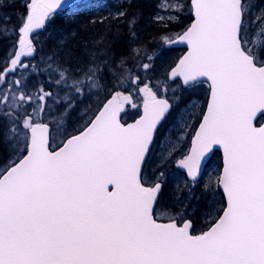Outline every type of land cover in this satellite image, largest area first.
I'll use <instances>...</instances> for the list:
<instances>
[{"label":"snow or ice","instance_id":"6c2138e0","mask_svg":"<svg viewBox=\"0 0 264 264\" xmlns=\"http://www.w3.org/2000/svg\"><path fill=\"white\" fill-rule=\"evenodd\" d=\"M60 2L32 5L19 53L0 75V108L27 138L25 154L0 172V264H264V126L253 123L264 113V31L258 44L248 39L242 0H191L194 21L178 37L189 51L171 71L187 85L210 81L206 112L179 166L195 180L214 145L224 153L218 184L227 206L199 235L190 222L154 218L160 185L141 183V165L170 105L148 83L141 87L139 77L134 86L143 93L144 114L137 123L125 126L119 118L131 95L110 93L78 135L49 150L47 124L28 112V80L8 77L28 67L22 58L33 53L29 34ZM119 63L118 81L126 61ZM68 79L78 94L99 84L93 67ZM47 96L41 89L36 99Z\"/></svg>","mask_w":264,"mask_h":264},{"label":"rangeland","instance_id":"374dc122","mask_svg":"<svg viewBox=\"0 0 264 264\" xmlns=\"http://www.w3.org/2000/svg\"><path fill=\"white\" fill-rule=\"evenodd\" d=\"M3 1L5 2V0H0V5ZM35 3H37V0H32L29 15L31 14L32 5ZM185 7L184 0H164L160 4V9L155 19L164 22H178L181 19L179 17L180 13H183L182 10ZM244 10L248 39L253 44H258L261 34L259 27L264 19L262 3L260 0H245ZM52 19L54 18L49 14L45 18L43 25L33 29L29 34L28 39L31 40L33 53L22 58V63L28 67L26 69L21 68L14 77H8L9 80L22 78L28 80L27 91L33 97L31 101L32 108L28 112L34 117L36 122H45L52 126V148L60 147L72 134L82 131L85 125L100 110L104 102L111 96L110 93L114 91L131 95V101L125 103L129 110L126 121L130 118H136L144 101L143 93L139 92L134 86L138 73L142 77H139L141 87H143L144 83H148L157 92L158 97L161 96L173 102L172 115L163 128V131L167 132L166 136L168 138L163 142L162 146L165 145L166 148L162 150L161 158L166 159L173 151L180 148L186 141L190 131L198 125L204 114L208 89L205 86H197L191 91L184 93L179 84L171 83L167 79L170 67L180 58L181 51L168 50L166 45L179 33L169 35L166 37L167 40L162 39V42L160 41L153 53L149 54L146 61L142 62L149 66L145 68L144 72L136 71L135 73L128 71L125 74L127 79L125 76H121L118 81L114 79L118 72L113 71V69H107L104 64L97 65L95 59H92L95 63L85 66L80 64L76 70L75 67H72V71L69 72L68 68L62 69L64 68L62 64L64 63L63 56L67 58L69 55L67 50L70 48L71 40L67 29L59 26L53 28L54 20ZM0 20V54H3L0 60V65L2 66L0 75H2L12 67L10 61L15 59V55L19 53L22 36L16 41H5V37L11 33V28L7 23L8 20L5 18H0ZM46 26L47 32L45 31ZM16 27H18L17 24L12 26L14 30H16ZM261 27H264V24ZM75 65L77 66V64ZM89 67L97 70L99 84L96 87L80 91L78 94L74 88L73 80L68 79V77L79 74ZM29 76L31 77L30 79H28ZM121 81L124 83L123 88L113 87V85ZM41 89L50 93V96H47L43 101H38L36 96ZM37 104L40 105L41 110L39 111H35ZM26 139L24 133L13 122L11 115L5 113L3 108H0V172H3L5 168L9 167L13 161L18 160L24 153ZM166 181L169 186H173L172 192L183 193V180L179 176L174 174L171 179H166ZM211 212V215H213L212 219H216V209H212Z\"/></svg>","mask_w":264,"mask_h":264},{"label":"trees","instance_id":"16d2710c","mask_svg":"<svg viewBox=\"0 0 264 264\" xmlns=\"http://www.w3.org/2000/svg\"><path fill=\"white\" fill-rule=\"evenodd\" d=\"M162 1L164 0H92V2L90 0L87 1L88 3H82L72 12L52 16L53 28L59 26L67 29L71 40L70 48L67 50L69 55L67 58L63 56L62 69L68 68L69 72L75 67L76 70L80 64L85 66L95 63L92 60L95 59L97 65L104 64L107 69L119 73V62L123 59L126 61L123 66L125 74L128 71L144 72L143 65L146 63L142 62L153 53L160 41L162 42V39L169 35L183 32L191 24L192 12L189 0H184L186 7L182 10L184 13H180L181 19L178 22L155 19ZM260 1L264 8V0ZM31 2L32 0H15L16 5L23 8L24 16L18 23L7 22L11 33L5 37V41H16L22 36L18 29L24 18L29 15ZM243 2L245 5V0ZM120 13L124 15L121 16ZM95 14L99 15V19H95ZM0 18H5L2 9H0ZM90 18L94 20L89 22ZM14 24L18 25L16 30L12 28ZM262 24L264 19L259 27L261 32L264 29L261 27ZM45 31H48L47 26ZM135 50H138V54ZM2 56L3 54H0V60ZM1 71L0 65V74ZM138 77H141L139 73Z\"/></svg>","mask_w":264,"mask_h":264},{"label":"flooded vegetation","instance_id":"af4514ba","mask_svg":"<svg viewBox=\"0 0 264 264\" xmlns=\"http://www.w3.org/2000/svg\"><path fill=\"white\" fill-rule=\"evenodd\" d=\"M197 86H205V88L208 89V85L205 83L193 87ZM125 107L128 115L129 110L127 105H125ZM126 117L124 123L132 121V118H130L126 122ZM168 120L169 118L166 122ZM201 120L198 122V125L190 131L186 141L181 147L173 151L169 157L163 159L161 158V152L166 147L162 145L164 140L168 138V136H166L167 132L163 131V128L166 126L165 122L156 135L157 137L153 149L142 176V182L147 187H152L155 183L163 185L162 194L158 202L159 204L154 211L157 221L165 223L175 220L178 225H181L182 222H190L193 226V234L206 231L209 225L214 223L215 220L222 215V210L226 205V200H224L223 193L221 189H219L218 184V179L223 170V156H221L220 152L214 153L213 157L205 166L206 169L203 176H201L197 182L189 180L179 166V161L191 151L192 142ZM174 174L183 180L182 194L172 192L173 186H169L166 181V179H171ZM212 209H216V219H212Z\"/></svg>","mask_w":264,"mask_h":264},{"label":"water","instance_id":"95a60500","mask_svg":"<svg viewBox=\"0 0 264 264\" xmlns=\"http://www.w3.org/2000/svg\"><path fill=\"white\" fill-rule=\"evenodd\" d=\"M83 1H85V0H61V2H60V5L53 11V12H51V14H55V13H60V12H65L66 10H69V9H72L73 7H75L77 4H79V3H81V2H83ZM189 1H191V0H189ZM42 2H51V0H42ZM243 2V1H242ZM192 12V21H191V23H193V21H194V13H193V11H191ZM191 25V24H190ZM182 34V33H181ZM168 48H177V49H180V48H183V49H186V52L181 56V58H180V60L181 59H183V57L184 56H186L187 55V53H188V51H189V48H188V46H187V44L186 43H181V42H179V40H178V38L177 39H175V40H173L172 42H170L169 44H168ZM180 60L177 62V64L175 65V66H173L172 68H170L171 70H170V72H169V74H168V80L169 81H171V82H177V81H180V82H182V85H183V87H191V86H193L194 84H191V85H187V84H184V82H183V78L182 77H175V78H173L172 76H171V71L173 70V69H175V67L179 64V62H180ZM199 81L200 82H197V83H207V84H209L210 85V81H208L207 80V78H204V77H201V78H199ZM197 83H195V84H197ZM112 98V97H111ZM111 98H109V99H111ZM161 99H165V98H162V97H160ZM108 99V100H109ZM210 99V94H209V98H208V100ZM167 100V99H166ZM168 101V100H167ZM209 102V101H208ZM105 103H107V102H105ZM104 103V104H105ZM143 104H144V102H143ZM168 104L170 105V107H169V109H168V111L165 113V115L162 117V119L160 120V122L158 123V125H157V127H156V129L154 130V133H153V141H152V143L149 145V150H148V152L146 153V155H145V158H144V161H143V163H142V165H141V178H142V174H143V168H144V166H145V164H146V162H147V160H148V157H149V154H150V152H151V147L153 146V144H154V141H155V138H156V133L158 132V130L161 128V124L164 122V120L170 115V112H171V109H172V103L171 102H169L168 101ZM207 108V107H206ZM205 112H206V110H205ZM126 113V110H125V107H123V110L121 111V113H120V116H119V118H120V122L122 123V118H123V115ZM143 114H144V109H143V105H142V107H141V112H140V116L135 120V121H133V122H130V123H127V125H125V126H128V125H133V124H135V123H137V121H139L140 119H141V117L143 116ZM264 118V113H261V112H257V114H256V116H255V118H254V120H253V123L257 126V127H260V126H264V122L262 123V125H258V122H259V120L261 119V118ZM264 121V120H263ZM123 124V123H122ZM47 126H48V138H49V150H51L50 149V146H51V141H50V137H51V132H52V130H51V126L50 125H48L47 124ZM199 129V128H198ZM198 131V130H197ZM78 135V134H77ZM62 147V146H61ZM58 150V149H57ZM220 152L221 154H222V156H223V167H224V153H223V148L221 147V146H219V145H214L213 147H212V149L209 151V152H207L205 155H204V157L202 158V160H201V167H200V172L198 173V175H197V177H196V179L195 180H193L191 177H189L188 176V178L190 179V180H193V181H197L198 180V178H200L201 176H202V174L204 173V170H205V168H204V166L207 164V162L209 161V159L212 157V155L215 153V152ZM182 169V171L185 173L186 172V169H183V168H181ZM187 173V172H186ZM223 173V172H222ZM141 183H143V182H141ZM160 185V188H159V191H158V193H157V197H156V200L154 201V204H153V213H154V210H155V208H156V206H157V204H158V201H159V198H160V195H161V191H162V185L161 184H159ZM220 189H222V191H223V187H222V185H220ZM110 190H111V186H110ZM223 194H224V197H225V200H226V206H227V198H226V194L224 193V191H223ZM190 232H192V227L190 228ZM201 234V233H200Z\"/></svg>","mask_w":264,"mask_h":264},{"label":"bare ground","instance_id":"6f19581e","mask_svg":"<svg viewBox=\"0 0 264 264\" xmlns=\"http://www.w3.org/2000/svg\"><path fill=\"white\" fill-rule=\"evenodd\" d=\"M0 9H2V12L5 15V19L8 20V23L10 21L12 23H18L19 21L23 20L22 18L24 16V14H23L24 10H23V8H20L19 6L16 5L15 0H5V2L3 1L0 5ZM179 17H181V16H179ZM87 19H89V18H87ZM95 19H99L98 14H95ZM90 20L91 21H89V22H92V20H94V18H90ZM179 35H180V32L174 39L178 38ZM174 39H172V40H174Z\"/></svg>","mask_w":264,"mask_h":264}]
</instances>
